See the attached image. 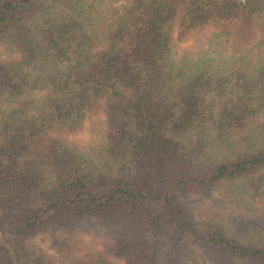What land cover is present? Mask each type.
<instances>
[{
	"label": "trees",
	"instance_id": "16d2710c",
	"mask_svg": "<svg viewBox=\"0 0 264 264\" xmlns=\"http://www.w3.org/2000/svg\"><path fill=\"white\" fill-rule=\"evenodd\" d=\"M0 264H264V0H0Z\"/></svg>",
	"mask_w": 264,
	"mask_h": 264
},
{
	"label": "rangeland",
	"instance_id": "374dc122",
	"mask_svg": "<svg viewBox=\"0 0 264 264\" xmlns=\"http://www.w3.org/2000/svg\"><path fill=\"white\" fill-rule=\"evenodd\" d=\"M102 115L92 116L87 122L85 128L73 135L72 137L76 140H79L83 144H91L96 138L100 137V131L102 130ZM100 134V135H99ZM83 237L86 238V241L98 248H105L107 243V238L104 234V231L100 228L85 229ZM44 248L49 250V244L46 241H39Z\"/></svg>",
	"mask_w": 264,
	"mask_h": 264
}]
</instances>
